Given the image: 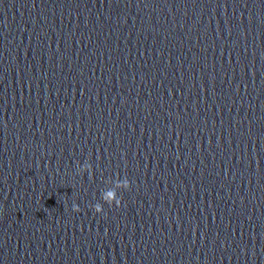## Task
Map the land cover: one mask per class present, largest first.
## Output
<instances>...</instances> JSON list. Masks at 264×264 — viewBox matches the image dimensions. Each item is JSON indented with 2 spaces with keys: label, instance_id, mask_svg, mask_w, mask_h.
<instances>
[{
  "label": "clouds",
  "instance_id": "9594fccd",
  "mask_svg": "<svg viewBox=\"0 0 264 264\" xmlns=\"http://www.w3.org/2000/svg\"><path fill=\"white\" fill-rule=\"evenodd\" d=\"M89 170V174L91 175V164L87 166ZM114 187L111 189H108L107 191L101 192V200L108 204L110 207L114 206L119 208L122 204V197L117 194L116 189H123V190H129L130 189V181L127 179V177L120 178L117 175V178L112 180ZM95 213L102 214L104 212L103 205L99 202H97L95 205H93ZM73 211L79 212L80 208L78 205L73 204Z\"/></svg>",
  "mask_w": 264,
  "mask_h": 264
}]
</instances>
